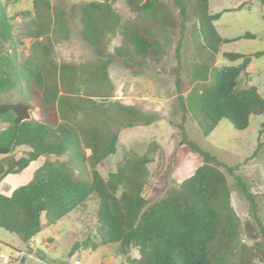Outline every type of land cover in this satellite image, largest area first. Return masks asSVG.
<instances>
[{
    "label": "trees",
    "instance_id": "obj_1",
    "mask_svg": "<svg viewBox=\"0 0 264 264\" xmlns=\"http://www.w3.org/2000/svg\"><path fill=\"white\" fill-rule=\"evenodd\" d=\"M43 1L49 5L48 0H33V11L22 13L30 16L36 26H26L24 35L31 42L26 59L21 60L14 17L8 15L0 0V96L15 89L23 97L17 101L0 97V122L4 124L0 128V176L33 169L27 183L10 193L0 191V226L31 244L44 227L56 224L93 198L97 202L95 240L87 236L83 244L75 243L71 255L81 244L90 245L92 250L113 245L115 255L125 256L128 264H264V224L254 196L245 189L263 242L249 245L240 233V217L232 206L221 161L196 143L186 141L203 161L186 172L178 186L153 202L144 195L151 161L148 154L125 156L107 177L101 174L98 164L116 152L119 134L106 125V131L98 129L92 121L82 124L78 116L112 118L109 104L88 90V82L93 81L104 88L111 86V60H100L87 70V83H74L85 71L71 64L58 65L52 57L51 31L55 25V31H67V20L62 10L54 19L45 20L40 11ZM115 1L93 0L84 5L83 35L89 42L96 44L116 24L112 7ZM126 1L136 10L151 14L161 12L163 6V0ZM174 2L182 19L193 16L197 20L207 53L206 60L194 65L192 71L194 78L202 82L197 92V111L204 132L210 133L222 119L236 129L247 128L251 116L264 115V96L256 85L240 87L239 79L253 57L264 51H225V58L239 63L215 65L212 70L211 66L223 44L257 35L247 31L237 38L222 36L215 25L221 12H211L210 0ZM259 3L264 8V0ZM245 4L242 0L237 8ZM125 29L135 55L146 58L153 46L151 37L135 23L127 24ZM34 109L38 118L32 117ZM122 109L128 114V126H132L140 117L138 109ZM17 147H24L19 157L14 155ZM262 148L264 121L257 144V149ZM228 169L233 172V167ZM131 250L137 254L131 255Z\"/></svg>",
    "mask_w": 264,
    "mask_h": 264
},
{
    "label": "rangeland",
    "instance_id": "obj_2",
    "mask_svg": "<svg viewBox=\"0 0 264 264\" xmlns=\"http://www.w3.org/2000/svg\"><path fill=\"white\" fill-rule=\"evenodd\" d=\"M1 1L8 15L14 17L19 57L26 59L31 41L24 31L27 25H36L30 22V16L22 13L33 11V0ZM48 1L49 5L44 1L40 4L43 18L54 19L62 10L68 27L67 31H55V25L51 31L53 59L58 65L71 64L85 71L82 81L74 83H87V70L100 60H111L108 66L111 86L104 88L100 82L93 81L88 82L91 83L88 90L96 93V99L109 104L112 118L78 116L82 124L92 121L98 129L106 131L103 128L106 125L107 129L119 134L116 152L98 164L101 174L107 177L125 156L148 154L151 161L144 195L153 202L178 186L181 177L203 161L186 143L192 141L221 161L229 181L232 206L240 217L243 240L249 245L262 243L261 229L252 218L251 205L244 191L254 196L264 224V148L257 149L264 115L251 116L249 126L242 130L222 119L210 133L204 132L197 111V92L202 82L196 80L192 72L194 65L206 60L207 54L197 20L193 16L182 19L174 0H163L161 12L152 14L136 10L126 0H116L112 5L116 24L93 44L83 35L82 19L84 5L93 0ZM241 2L210 0L211 12H221L215 25L222 36L237 38L247 31L257 35L254 39L242 37L223 44L211 70L215 65L239 63L225 58V51L246 54L264 51V8L259 0H245V6L238 9ZM130 23L138 24L152 39L153 46L146 58L135 55L128 44L125 26ZM239 85H256L264 96V54L253 57L247 71L240 76ZM0 97L11 101L23 98L15 89ZM127 107L138 109L140 114L132 126H128L125 119L128 114L122 109ZM32 117H39L36 109L32 110ZM2 126L0 122V128ZM23 151L24 147H17L14 155L19 157ZM87 154H90L89 149ZM228 167H233V172ZM32 172L33 169L0 176V191L10 193L27 183ZM41 219L45 222L44 214ZM96 225L97 202L91 198L56 224L44 227L31 244L0 226V264H76V261H79L77 264H128L125 256L115 255L113 245H101L95 250L90 245H82L85 237L94 239ZM75 243L82 244L71 255ZM130 254L136 255L137 251L131 250Z\"/></svg>",
    "mask_w": 264,
    "mask_h": 264
},
{
    "label": "built area",
    "instance_id": "obj_3",
    "mask_svg": "<svg viewBox=\"0 0 264 264\" xmlns=\"http://www.w3.org/2000/svg\"><path fill=\"white\" fill-rule=\"evenodd\" d=\"M2 256H3V254H2ZM77 263H79V261H76V264H77Z\"/></svg>",
    "mask_w": 264,
    "mask_h": 264
}]
</instances>
